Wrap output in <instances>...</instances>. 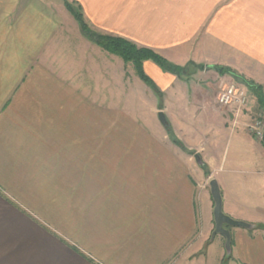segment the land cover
Returning a JSON list of instances; mask_svg holds the SVG:
<instances>
[{"label":"crops","instance_id":"0c3cea01","mask_svg":"<svg viewBox=\"0 0 264 264\" xmlns=\"http://www.w3.org/2000/svg\"><path fill=\"white\" fill-rule=\"evenodd\" d=\"M70 1L91 30L197 66L194 91L145 60L151 89L62 0H0V264H264V204L253 211L230 191L225 169L193 144L197 125L166 117L178 143L151 114L193 95L219 106L229 82L264 91V0ZM125 82L149 90L146 107L124 108L145 103ZM261 148L252 172L264 175ZM211 178L225 213L254 224L227 226L230 254L222 238L214 261L211 241L204 250L213 201L201 193Z\"/></svg>","mask_w":264,"mask_h":264},{"label":"rangeland","instance_id":"374dc122","mask_svg":"<svg viewBox=\"0 0 264 264\" xmlns=\"http://www.w3.org/2000/svg\"><path fill=\"white\" fill-rule=\"evenodd\" d=\"M147 76L153 81L149 75ZM135 77L137 78L136 75ZM194 78L195 77L190 76L184 79L185 83L192 91H194V88H192ZM137 80L143 84L139 78H137ZM125 84L124 91H133V94L138 97L142 96L145 103L138 104L137 100L133 99L132 103L128 102V104L130 103L129 105L124 104V108L129 107V110L135 111L136 108L142 109V107H146L148 102H146L145 96L150 95L149 90L135 85L134 82L130 85L127 82H125ZM241 85L249 94L250 102L246 109L247 115L244 112L241 113L237 116L236 121L230 120L228 110L220 109L219 106L213 103L211 98L204 100L196 95H193L192 99H188L187 101L184 100L185 97H179L177 101L172 103L166 102V104L163 103L161 105L162 107L157 109L165 113L164 115L168 119L171 118V115H179L183 122H181L183 124L181 125L182 128H184V126L187 127L188 123H193L199 127L198 130L200 133L195 136L193 141V144H195L199 150L198 152L201 155H206L211 158L213 164H219L225 169L223 176L229 182L230 191L232 193L242 194L245 204L253 210L258 202L264 204V175L252 172V170H260L261 168L259 165H253L254 150L255 148H261V142L258 143L251 137L247 131L246 122L249 121L250 117L255 115L259 106L256 105L254 98H251L253 95L249 88L245 84ZM192 94H194V92H192ZM175 95L181 96L179 92ZM166 106L169 108L168 111H166ZM146 109L148 110V108ZM151 114L154 122L158 125L157 121H160L159 118L156 117L155 113ZM148 124L150 126H148ZM148 124L147 127L153 126L150 122H148ZM163 140H165L164 142L166 143V138ZM263 150L264 149H262V151ZM203 170L205 174L207 170L206 165L203 167ZM209 172L208 169V173ZM204 187L206 189H202L201 193L209 198L210 194L207 182L204 183ZM224 209L225 207L222 205V211L225 213ZM213 228L214 227L211 228L209 235H207L205 239L207 243L204 244L205 250L207 249L208 242L211 241V246H209V259L211 261H214L218 256L217 254L220 246L218 242L220 239L224 238L223 235L217 233L214 235L213 239V236H211ZM228 263H230L229 258L223 259L222 264Z\"/></svg>","mask_w":264,"mask_h":264},{"label":"trees","instance_id":"16d2710c","mask_svg":"<svg viewBox=\"0 0 264 264\" xmlns=\"http://www.w3.org/2000/svg\"><path fill=\"white\" fill-rule=\"evenodd\" d=\"M62 2L67 8V10L76 19L84 34H86L94 43H96L102 49H105L110 53L120 56L125 63L131 62L134 66V69L138 77L144 83H146L151 89L155 91H158V88L143 70V62L145 60H152L156 64H158L163 70L171 71L179 76H185V77H188V75L193 74V72L197 68V66L193 68L192 66L194 65L193 64L191 65V63L186 66L174 65L168 62L164 57H162L160 54H158L156 51H154L151 48L138 46L132 41L127 40L120 36H114V35L93 31L84 21L82 12L77 4H74L70 0H62ZM218 71H220V73H223V72H227L228 69L224 67L223 68L219 67ZM246 86L249 88L251 94L255 97L256 105L259 106V108H262L264 113V91L262 86L253 82H246ZM165 129L174 141L180 143L173 136V132L169 124L165 126ZM261 144L264 146V139L261 142ZM205 165L206 164L204 163L202 167H205ZM205 174H208V169L206 170Z\"/></svg>","mask_w":264,"mask_h":264},{"label":"built area","instance_id":"2783aa9c","mask_svg":"<svg viewBox=\"0 0 264 264\" xmlns=\"http://www.w3.org/2000/svg\"><path fill=\"white\" fill-rule=\"evenodd\" d=\"M217 104L224 110H228L234 121L241 113L245 112L250 97L245 88L236 82L222 84L221 89L216 95ZM248 133L257 141L262 142L264 139V113L259 108L255 115L250 117L246 122Z\"/></svg>","mask_w":264,"mask_h":264},{"label":"water","instance_id":"95a60500","mask_svg":"<svg viewBox=\"0 0 264 264\" xmlns=\"http://www.w3.org/2000/svg\"><path fill=\"white\" fill-rule=\"evenodd\" d=\"M158 118L162 125L166 126L168 125V121L166 119V116L162 111H158ZM195 159L196 161L203 165L204 163L202 162L200 155L195 154ZM208 186H209V192L213 201V209H212V215H213V220H214V228L212 230L211 236H214L217 233H220L224 237V249L226 253V257L229 256L230 254V247H231V239H230V231L227 228V226H237V227H242V228H252L254 224L235 219L231 217L228 214H225L222 211V196H221V191L220 187L218 185V182L215 178H211L208 181Z\"/></svg>","mask_w":264,"mask_h":264}]
</instances>
